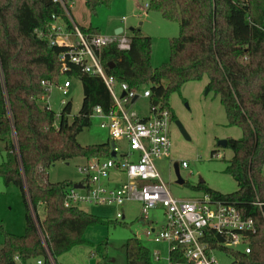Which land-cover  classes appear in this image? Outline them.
I'll return each instance as SVG.
<instances>
[{
  "label": "trees",
  "instance_id": "trees-1",
  "mask_svg": "<svg viewBox=\"0 0 264 264\" xmlns=\"http://www.w3.org/2000/svg\"><path fill=\"white\" fill-rule=\"evenodd\" d=\"M109 3L85 0L92 13ZM148 9L179 24V34L170 40L168 61L154 67L152 37L133 27L127 34L128 49H120L116 42L103 49L104 68L130 90L148 86L150 105L168 109L171 120L177 117L170 95L180 93L188 82L207 77L206 87L220 98L228 126L242 130L240 138L228 137L226 146L233 155L225 171L233 176L237 189L225 194L204 181L196 189L235 204L257 227L250 237L249 254L222 245L221 234L212 232L207 240L241 264H264V0H150ZM53 15L62 16L71 26L62 5L53 0H0V140L7 154L0 175L7 185L20 189L26 220L23 235L3 231L0 264H16L18 259L23 264L38 259L52 264L51 258L60 264L58 256L86 242L88 227L112 222L79 206L67 207V189L75 184L48 178V169L59 160L111 156L109 139L82 145L78 136L92 126L95 107L105 113L113 107L105 82L78 65H70L67 75L83 86L79 112L72 114V102L67 101L58 119L46 103L47 83H57L62 76L58 55L64 48L50 46L36 31L46 34ZM125 251V264H153L150 250L136 235L126 240ZM173 259L180 256L175 253Z\"/></svg>",
  "mask_w": 264,
  "mask_h": 264
},
{
  "label": "rangeland",
  "instance_id": "rangeland-1",
  "mask_svg": "<svg viewBox=\"0 0 264 264\" xmlns=\"http://www.w3.org/2000/svg\"><path fill=\"white\" fill-rule=\"evenodd\" d=\"M150 0H110L109 4L100 5L92 13L85 5V0H73L71 9L72 19L85 28H93L102 35L116 36L115 31L123 28L128 34L130 28L140 27L143 32L152 37V64L154 67L167 62L170 56V40L179 34L177 21L168 20L159 11L148 9L145 5ZM123 18L126 21H123ZM70 80L72 86L68 94L64 95L58 86L63 87L64 82ZM207 77L200 81L186 83L180 93H173L169 97L176 120H171L170 156L155 162L156 169L171 194L176 198L192 199L199 197L204 191L196 186L204 181L206 186L222 193H232L237 189V183L232 175L225 171L228 160L233 152L229 147H220L218 142L228 137L240 138L242 130L236 126H228L225 109L212 91L206 92ZM148 87V86H147ZM146 87L141 89V93ZM120 92L119 86L116 87ZM52 110L59 114L63 109V100L72 102V114H77L83 101V86L76 77L62 75L57 83L50 88L47 97ZM149 98L141 97L133 110L140 116L150 114ZM180 121L188 138L181 133L176 121ZM109 138L108 131L101 126V119L92 117V126L85 128L78 136L82 145L98 144ZM120 153L127 151V143L117 140ZM7 158L4 145L0 149V162ZM186 161L188 167L181 166ZM86 159L77 157L70 160H59L48 169V178L51 182L69 180L74 184L84 181L85 175L78 166L84 164ZM180 163V174L185 183H177L174 163ZM264 172V168H263ZM125 181V175L120 174ZM187 182V184H186ZM119 183H110L118 185ZM80 208L94 213L110 224H97L90 226L84 232L85 243L74 246L69 251L58 256L61 264H125V242L136 235L152 255L159 253L158 258L152 256L153 264H170L169 245L167 242H155L147 236L149 222L155 220V228H161L165 223L164 207L159 205L149 212V219H144L141 212V203L133 200L123 205L124 218H116L117 207L110 205L82 204ZM41 218L44 211L38 209ZM122 222V223H121ZM25 207L20 189L14 185H7L0 175V247L4 243L3 231L17 235L25 233ZM233 251H242L243 246H226ZM94 255H93V254ZM215 255L218 264H241L226 250L216 249ZM16 264H23L17 260Z\"/></svg>",
  "mask_w": 264,
  "mask_h": 264
},
{
  "label": "built area",
  "instance_id": "built-area-1",
  "mask_svg": "<svg viewBox=\"0 0 264 264\" xmlns=\"http://www.w3.org/2000/svg\"><path fill=\"white\" fill-rule=\"evenodd\" d=\"M53 2L62 5L71 26L62 16L53 15L48 32L45 34L38 30L36 34L46 38L50 46L64 48L58 55L62 75H67L70 65H78L83 72L99 76L113 98V107L109 112L105 113L97 106L92 117L101 119V126L109 133V141L115 143L113 151L116 157L92 158L79 165V171L86 177L79 183L80 186L73 185L67 189L65 205L114 206L117 207V219L124 218L121 207L127 201L141 202L144 219H149L151 209L163 206L164 225L158 229L149 225L147 236L156 242L168 243L170 264H218L215 255L218 248L211 247L207 240L212 232L224 236L221 244L225 247L242 245V252L249 254L252 249L250 237L257 232L252 217L246 216L235 204L216 199L207 192L192 199L176 198L162 181L155 162L170 156L169 110L151 105L149 116L141 117L133 110V105L141 97L150 98V89L147 87L142 93L141 90H130L127 83H119L108 75L102 62V51L111 43L116 42L120 49L130 47V39L125 31L114 37L85 31L71 17L73 0ZM123 21L126 19L123 18ZM47 85L50 91L53 84ZM70 86L71 81L66 80L63 87L58 88L66 95ZM117 86L120 88L119 93ZM47 97L45 100L48 104ZM62 102L66 104L65 100ZM117 140L127 143L126 152L120 153ZM181 166L186 168L188 163L182 161ZM120 174L125 175V181L120 178ZM116 182L119 184L110 185ZM256 203L262 206L261 202ZM175 253L180 256L179 260L173 259ZM153 256L158 258L159 253L155 252ZM51 260L52 264H56L52 258ZM28 264H43V260L38 259Z\"/></svg>",
  "mask_w": 264,
  "mask_h": 264
},
{
  "label": "water",
  "instance_id": "water-1",
  "mask_svg": "<svg viewBox=\"0 0 264 264\" xmlns=\"http://www.w3.org/2000/svg\"><path fill=\"white\" fill-rule=\"evenodd\" d=\"M122 31H123V28H118L115 31V34L116 35H119L120 33H122ZM208 91H209V88L206 89V92H208ZM124 94L125 93H123V95ZM176 124L179 127L181 133L185 136V138H188L187 132L185 131V129H184L183 125L180 123V121L177 120L176 121ZM218 145H220L222 147H226L227 146V139L220 140L218 142ZM114 146H115V143L114 142H111V148H112V150H111L110 155L112 157H116V153H115V151H113ZM174 170H175L176 178H177L176 182L177 183H180V184L185 183V180L181 177V174H180V163L179 162H175L174 163ZM75 186L78 187V186H80V184H75Z\"/></svg>",
  "mask_w": 264,
  "mask_h": 264
},
{
  "label": "crops",
  "instance_id": "crops-1",
  "mask_svg": "<svg viewBox=\"0 0 264 264\" xmlns=\"http://www.w3.org/2000/svg\"><path fill=\"white\" fill-rule=\"evenodd\" d=\"M146 6V5H145ZM148 8V7H147ZM79 25V24H78ZM81 26V25H80ZM82 27V26H81ZM133 28V27H132ZM131 29V28H130ZM117 30V29H116ZM123 31H124V29H123ZM71 86H72V84H71ZM70 86V87H71ZM209 92V91H208ZM149 116V115H148ZM141 117H147V116H141ZM107 141V140H106ZM3 145H4V143L0 140V149H2V147H3ZM3 160H5V159H3ZM3 160L1 161V162H3ZM0 162V163H1ZM21 197H22V195H21ZM133 201V200H132ZM136 201H138V200H136ZM127 202H129V201H127ZM138 202H140V201H138ZM126 203V202H125ZM124 203V204H125ZM141 203V202H140ZM122 208H123V206L121 207V210H122ZM125 217V216H124ZM154 224H155V220H151L150 222H149V225H152L154 228H155V226H154ZM148 225V226H149ZM157 229V228H156ZM156 242V241H155ZM93 254V253H92ZM94 255V254H93ZM153 256V255H152ZM61 264V263H60Z\"/></svg>",
  "mask_w": 264,
  "mask_h": 264
}]
</instances>
